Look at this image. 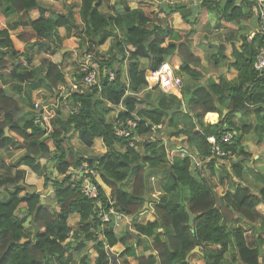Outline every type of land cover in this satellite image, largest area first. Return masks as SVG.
Segmentation results:
<instances>
[{
  "label": "trees",
  "instance_id": "trees-1",
  "mask_svg": "<svg viewBox=\"0 0 264 264\" xmlns=\"http://www.w3.org/2000/svg\"><path fill=\"white\" fill-rule=\"evenodd\" d=\"M103 2L105 0H82L80 48L96 52V47L113 36L111 56L96 55L101 71L111 69L115 78L105 76L99 85L71 92L68 98L75 108L66 119L62 118L60 110L46 107L40 112H30V118L19 119V125L11 127L23 138L25 152L9 165L0 163L4 170L0 175V188L4 187L0 189V264H112L107 248L113 249L118 244L125 247L121 254L113 252L121 264H132L129 258L135 259L136 264H194L191 258L194 256L196 264H264V215L259 211L264 204V173L254 172L262 181L258 194L246 192L240 195L239 187L233 194L220 195L216 189L218 185L213 181L216 159H208L210 172L203 176L202 168L193 167L192 158L181 157L178 152L171 154L176 145L170 140L185 135L186 143L205 159L211 156L207 137L230 130L234 132V139L231 144H223V148L230 155H251L244 149L243 140L255 128L262 129L264 124V75L254 67L264 34L256 33L250 39V31L242 29H245L244 21L253 16L255 1L200 0L203 8L217 13L216 26L224 29L229 40L240 42L238 47L233 44L232 60L227 58L223 45L218 54L211 55L215 65L221 57L227 58L229 70L238 71L236 80L223 76L220 82L208 80L206 83L201 82L203 72L194 68L201 67L202 61L192 50L191 34L173 24L174 14L179 12L185 23L194 25L198 20L195 7L186 3H164L156 9L154 0H138L134 9L128 5L124 8L113 6V12L106 14L100 10ZM37 8L38 0H0V13L4 16L21 13L20 25L32 28L31 36H35L38 43L51 40L60 27L80 28L73 7L66 13L53 11L50 16L41 9V16L32 19L30 11ZM161 13L165 14L162 18ZM117 28L123 37L116 33ZM164 43L168 46H163ZM45 45L51 48L49 44ZM4 47L16 54L9 29L0 30V50ZM118 54L122 56L121 60ZM175 54L182 59L179 66L184 77L182 98L163 91L152 98L151 89L158 87L150 88L149 70L158 68ZM141 58L151 59L150 67L140 66ZM125 61L128 82L122 79L121 64ZM8 63L0 57V69ZM42 69L45 74L36 81L30 71H14L13 76L20 81H33V88L46 89L64 99L58 92L59 85L66 82L61 66L49 61ZM85 75L86 72L81 73L78 80ZM148 88L145 96L137 95ZM139 103L151 107L139 110L136 108ZM121 104L125 110L118 113L117 120L133 113L140 117L137 133L145 138L138 147L130 146L127 139L117 136L115 124L107 121L108 113ZM249 105L257 106L259 120L255 125L243 123L237 126L233 118ZM11 108L21 109L12 96L0 90V115L7 113L4 120L0 119V150L16 143L12 136L5 135V128L15 121V113L8 111ZM208 112H218L220 121L206 124L204 116ZM76 132L86 146L92 147L95 138L100 137L107 148L103 156H97L89 163L111 189L109 200L106 190L100 186L103 204L109 206L112 201L117 209L134 218L133 230H128L122 238L116 235L112 223L102 228L96 201L82 192L81 173H69L86 161L70 143ZM49 138L55 145L52 159L63 176L61 178H52L48 167L40 162V158L52 153L46 143ZM21 166L29 167L44 179L43 190L26 189L34 185L26 182L27 172ZM244 167V163L235 162L231 171L224 169L219 176V185L226 189L232 181L236 183L234 177L243 181ZM147 168L155 169L148 173L146 183ZM194 170L199 176H195ZM155 174L160 176V195L153 206L155 218L139 222V215L151 210L154 189L150 178L156 177ZM239 184L245 185L244 182ZM50 186L55 200L42 204L41 197ZM230 196L238 197L237 204L226 202V197ZM218 198L239 216L229 220L218 204ZM187 207L195 215L192 225ZM73 214L79 216L77 226L69 224ZM27 221L31 225L29 228L25 226ZM34 225L39 227L35 240L32 239ZM248 230L251 233L248 234ZM23 238L29 241L22 243ZM196 247L200 250L191 254ZM92 250L97 252L94 261L91 260Z\"/></svg>",
  "mask_w": 264,
  "mask_h": 264
},
{
  "label": "crops",
  "instance_id": "crops-1",
  "mask_svg": "<svg viewBox=\"0 0 264 264\" xmlns=\"http://www.w3.org/2000/svg\"><path fill=\"white\" fill-rule=\"evenodd\" d=\"M154 1L156 3V7H155L156 9H158V6H160V4L169 3V0H154ZM253 1H255L254 3L255 5H253L252 7L253 16H251L249 19L244 21L243 25H245V29H242L243 31L249 30L250 33L257 29L256 7L258 5L259 0H253ZM38 2H39V8L30 11V17L32 19H37L41 16V9L45 10L46 16H50L52 15L53 11L59 13L62 12L66 13L71 9V7H73L74 17L76 19L77 24L80 25V28L79 30H76L75 28H72L70 30L66 27H60L56 32V35L51 40L50 39L41 40V42L43 43L42 44V43H38V39L35 36L34 37L31 36L33 34L32 28L23 27L22 25H20L21 15H22L21 13H14L9 16H4L0 13V30L9 29L10 37L14 44V50L16 51L15 54L12 52L10 48L8 49L6 47L2 48L3 49L2 51L0 50V57L4 58L9 62L6 67L0 69V90L5 91L8 95L12 96L17 101L21 109L25 110L24 114L20 118H18V121L19 119L22 118L23 120L30 118L31 114L29 113L33 112V110L36 109V108L32 109V106L35 104V102H40L41 105H44V107L40 106L39 110L46 108V106L48 105L49 108H55L57 110H60L62 118L64 119L68 118L70 113L75 108L72 102L68 98L71 92H74V90H72V84L74 81L78 80V76L81 73L86 72L84 58L87 51L81 50L80 48L81 43L79 36V32L83 24V21L81 19L82 0H38ZM137 4H138V0H117V1L105 0V2H103V4L101 5L100 10L103 13L110 14L111 12H113V8H112L113 6H115L116 8H124L125 6L128 5L132 7V9H134L137 7ZM186 4H188V6L195 7L198 13L197 22L194 25H189L183 21L182 15L179 12H177L174 14L173 24L175 28L183 29L187 31V33L191 34L190 37H191L192 50L197 56L201 58L202 61L201 67L194 66L195 69L202 71L204 74V77L202 78L201 82L206 83L208 82V80L220 82L219 80H221V77L223 76H226L230 80H236L238 71L234 68L229 70L228 61L232 60L231 55L233 53V44L236 47H238L240 45V42L236 40H229L224 29L216 26L217 25L216 12L209 11L208 9L203 8L200 5V1L196 4L195 3H186ZM160 15L161 18L165 16L164 13H161ZM239 32H241V30ZM116 33L120 34L121 37H123L121 31L118 28L116 29ZM113 40L114 37L110 36L103 44L96 47L95 50L96 54H98L99 57L102 58L105 56H111L110 51L114 44ZM45 43L49 44L51 48L50 49L47 48ZM221 45L225 47L226 55L229 60H227V58L221 57L218 65H215V61L213 60L211 55L218 54V52H220ZM163 46L167 47L168 43H164ZM51 49H55V51H52ZM112 56L114 57V53H112ZM117 57L119 58V60L122 59V56L120 54H118ZM49 61L59 64L64 71L66 82L61 83L58 89V92L64 97V99L58 97L57 93L55 94L50 93L46 89L33 88L32 87L33 81L30 80L20 81L13 76L14 71H18V70L20 72L30 71L33 72L35 76L34 80L35 81L39 80L45 74V71L42 69V66L44 68V66ZM167 62L173 64L174 66H177V70H179V66L182 62V59L178 54H175L173 56H169V61ZM138 63L142 67H150L151 59L141 58L138 61ZM121 65L123 68L122 79L125 82H128L127 62L125 61ZM176 75L181 76L184 79L182 74H176ZM197 82L199 81H196L195 83ZM157 87L158 88L151 89L152 98H155L157 94L161 92V90L164 91L163 88H159L158 85ZM147 90H149V88L140 91L137 95L140 97L145 96L147 94L146 93ZM169 92L171 94L178 96L179 98H182L183 87L181 90L174 89ZM123 104H121L120 107L117 106L114 107V109L110 113H108L107 115L108 123L116 122L118 118V113L120 111L125 110L124 108L125 106ZM149 107H151V105L148 106V104L139 103L136 108L140 110L141 108L146 109ZM255 107L257 106L249 105L248 108L240 112V115L236 114L237 117L233 118V121L236 123V125L241 126L243 123L255 125L259 120V116L257 114L258 111L255 109ZM6 114L7 113L0 115V119L4 120L6 118ZM15 120H17L16 115H15ZM219 121H220V115L218 112H208L204 116V122L206 124H216ZM263 125L264 124L262 123L261 125L262 129L260 130L264 129ZM260 130L259 131L253 130L251 133L247 134L243 140L244 149L249 154H251L248 155V157L238 156L237 154H234L228 156V158H215L216 173L213 178V181L216 182V184L218 185L216 189L220 195L225 196L228 193L233 194L238 190L239 187H241V190L239 191L240 195L246 192H250L253 194L259 193V188L262 185V181L258 180L255 177L254 172L259 171L264 173V130L263 131ZM162 133H163L162 135H165L164 132ZM8 136H12V138L16 143L13 144L12 142L8 148L0 150V163H5L7 165L11 164L13 160H17L25 152V148L23 147L24 140L21 136H19V134H17L12 128H10ZM170 140L173 141L174 144L176 145V148L174 149L184 148V150H187L192 153L197 152L195 148L191 147L192 149H190V146L186 143L185 135H181L180 137H171ZM80 142L83 145H81ZM46 143H48V145L50 146L52 153L40 158V162L48 167V171L49 170L55 171L56 162L55 160L52 159V156L54 155V151H55V145L51 138L47 139ZM70 143L73 145V148L78 151V155L80 157H85L86 159V161L84 160L85 164H90L89 163L90 160H96L95 157L103 156L107 151V148L105 147L103 140L100 137L95 138L94 145L92 147H88L81 140L78 132L72 135L70 139ZM96 144L100 146L99 149L95 147ZM235 162L236 163L242 162L245 165L244 175L242 176L243 181L241 179H237V178L235 179L234 177V181H236V183H233L232 181V183L226 189H224L222 186L219 185L220 173L224 169L230 170L231 166L235 164ZM51 163L53 164V167H50ZM204 164L205 165L202 168V175L208 176L210 170L208 168L206 161ZM21 168L26 170L27 172L26 182L28 184L34 185V187L32 188H34L35 190L44 189V179L42 177L38 176L32 169H30L27 166H21ZM3 173L4 170L0 168V175ZM61 177L63 176L61 175ZM240 182H244L245 185L241 186L239 184ZM101 184L102 187L106 190L107 194H111V189L108 186H106L102 182V180H101ZM153 189L155 191L153 193L154 196L160 195L159 189L156 186L155 182L153 184ZM11 190H14V188H11ZM45 192L46 193L43 195L45 197V201L49 203L54 202L55 199H54V195L52 196L53 193L52 186L46 189ZM23 194L24 191L22 192V195ZM154 201L155 200L152 199V202ZM226 202L231 204L234 203L237 204L238 197H231V196L226 197ZM259 211L264 215V204H262L259 207ZM147 212L142 213L145 214L144 219L154 220L155 217L153 215L154 213L153 206L151 207V210ZM234 214L236 216H239L237 212L236 213L234 212ZM74 216L77 217L76 220L78 221L76 222L77 223L79 222L78 214H74L73 216L70 217L69 224H70V220ZM25 226L27 228L30 227L28 221L25 223ZM124 226L125 229L130 228L127 225ZM117 231L118 229H116V232ZM120 245L122 246V244ZM115 251L113 252L116 255L121 254L123 248L122 249L116 248ZM94 252L95 254H93V256L91 254L93 261L97 256V252L96 251ZM228 256L231 258V254H228ZM129 260L132 261L131 262L132 264L137 263V261L133 258H129ZM261 260L262 258H260V261Z\"/></svg>",
  "mask_w": 264,
  "mask_h": 264
},
{
  "label": "built area",
  "instance_id": "built-area-1",
  "mask_svg": "<svg viewBox=\"0 0 264 264\" xmlns=\"http://www.w3.org/2000/svg\"><path fill=\"white\" fill-rule=\"evenodd\" d=\"M200 0H169V3L172 5L180 4V3H198ZM256 18H257V29L251 32L250 38H253L256 33L264 34V0H259L258 5L256 7ZM85 66H86V75L82 80H76L72 84V90L74 91H83L87 90L95 85H99L101 79L105 76L110 79L115 78V72L111 69H107L105 71H101L100 66L97 62L96 52L90 51L85 54ZM175 67L173 64L169 62L162 63L158 68L150 70V76L152 79V86L162 85L165 87V82H170L172 87L176 88V90H181L183 87V80L181 77L177 76L174 73ZM254 67L257 71H259L262 75H264V41L263 44L259 47L258 55L256 57V61L254 63ZM164 91H171L174 89H164ZM41 105L40 102H35L34 107L39 109ZM48 107V105L46 106ZM140 117L133 113L132 116L126 117L123 119H118L115 122L114 130L115 134L119 137L127 139L130 146L138 147V143L144 140L145 136L137 133V129L139 127ZM234 139V132L230 130H225L221 132L219 135L213 134L207 137L208 142L211 144V156L209 158H201L198 155V152L192 153L184 148L173 149L171 154H175L178 152L181 157H190L193 161V167L195 168H203L205 165V161L212 157L217 158H225L230 155V152L223 148V144H231ZM166 137L164 141L166 142ZM74 172H80L83 175L82 181V192L90 199H94L96 201V205H98V217L101 220L102 228L112 223L114 225L115 230L121 228L124 225H127L132 228V224L134 222V218L127 215L125 212L117 209L112 201H110L111 205H104L101 196V183H100V175L98 170L90 166L89 164H82L76 170H70ZM151 181L154 183L156 181V177L152 176ZM105 190V189H104ZM107 193V192H106ZM160 194V192H159ZM110 194H108L109 200ZM156 199L154 202L151 201L150 206H154V204L158 201L159 195H155ZM151 206V207H152ZM125 227V226H124ZM73 235V232L71 233ZM70 235V236H71ZM112 250V249H111Z\"/></svg>",
  "mask_w": 264,
  "mask_h": 264
},
{
  "label": "water",
  "instance_id": "water-1",
  "mask_svg": "<svg viewBox=\"0 0 264 264\" xmlns=\"http://www.w3.org/2000/svg\"><path fill=\"white\" fill-rule=\"evenodd\" d=\"M8 111H12V112H14L15 115H16L17 120H15V121L13 122L12 125H9V126H7V127L5 128V135H6V136L9 135V131H10V128H11L12 126H17V125H19L18 118H20V117L24 114V112H25V110H23V109L17 111L15 108H11V109L8 110ZM33 111H34V112H40L41 109H40V110H39V109H34ZM237 114L240 115V112H237ZM153 169H155V168H147V169H146L145 174H144V176H145V182H146V183H147V175H148L149 172L153 171ZM26 188H28V189L31 190V191H35V189L32 188V187H26ZM0 189L3 190L4 187H1ZM41 200H42V204L46 203V201H45V197H44V196L41 197ZM217 202H218V204L220 205V207H222V210H223V212L225 213L226 217H227L229 220L234 219V217H235L234 212H233V211H232L227 205H225V204H224L219 198L217 199ZM23 209H25V208H23ZM187 211H188V213H189V224L192 225V224H193V221L195 220V215L192 214V213L190 212V210H189L188 207H187ZM33 224H35V223L33 222ZM34 226H35V232H34V235H33V237H32L33 240L36 239V237H37L36 235L38 234V231H39V227H38L37 225H34ZM128 227H129V226H128ZM128 230H130V228H128ZM26 241H29V239H28V238H23V239L21 240L22 243H24V242H26ZM107 250H108V254H109L110 258H111L112 264H121L120 261L117 260L118 257L112 252V250L109 249V248H107ZM199 250H200V248H199V247H196L195 249H193V250L191 251V254H192V253H195V252H198ZM191 254H190V255H191ZM188 257H189V256H188Z\"/></svg>",
  "mask_w": 264,
  "mask_h": 264
},
{
  "label": "rangeland",
  "instance_id": "rangeland-1",
  "mask_svg": "<svg viewBox=\"0 0 264 264\" xmlns=\"http://www.w3.org/2000/svg\"><path fill=\"white\" fill-rule=\"evenodd\" d=\"M258 33V32H257ZM262 34V33H261ZM175 72V74H182L181 73V71H179V70H177V69H175L174 70ZM183 75V74H182ZM179 77H181V76H179ZM182 78V77H181ZM182 80H183V78H182ZM165 87H163L162 85H158L159 86V88H164V89H176V88H174V87H172V85H171V83L170 82H165ZM162 91V90H161ZM163 92H165V93H168V94H171L169 91H163ZM175 92V91H174ZM147 93V92H146ZM258 129H256L255 128V131H257ZM154 135V134H153ZM152 136V135H151ZM80 144L81 145H83L81 142H80ZM73 146V145H72ZM168 147H170V144L168 143V145H167ZM95 147L97 148V149H99L100 148V146L98 145V144H96L95 145ZM106 147V146H105ZM189 149V148H188ZM190 149H192L191 147H190ZM212 158H217V157H212ZM50 167H53V164L51 163L50 164ZM227 170H229V169H227ZM54 172V173H53ZM48 173L50 174V176L52 177V178H56V177H61V175L60 174H58V172L55 170H49L48 171ZM194 174H195V176H199V174H198V171L197 170H194V172H193ZM55 174V175H54ZM157 174H159V173H157ZM157 174H155V176H156V181H155V183H156V186L158 187V182H159V180H160V176L159 175H157ZM99 179H100V183H101V177H99ZM102 185V184H101ZM128 186H131V184H129ZM152 186H153V182H152ZM155 191H153L152 193H151V196H152V199L153 200H155L156 199V197L153 195V193H154ZM52 196H53V193H52ZM52 198V197H51ZM50 198V199H51ZM145 212H147V211H145ZM144 213V212H143ZM148 213V212H147ZM74 215V214H73ZM72 215V216H73ZM236 217H238V216H236L235 215V217L234 218H236ZM145 218V214H141V215H139V217L137 218V220L139 221V222H147V221H149V220H145L144 219ZM77 219V217H73L71 220H70V225H72V226H77V222L76 221H78V220H76ZM236 224V223H235ZM238 224V223H237ZM236 224V225H237ZM29 225H30V223H29ZM30 227H31V225H30ZM118 229V228H117ZM128 229V228H127ZM127 229H125V227L124 226H122V228H119L118 229V231H117V234L116 235H118V237L119 238H122V237H124L125 235H126V233H127ZM250 230H248V231H246L248 234L249 233H251V232H249ZM116 248H119V249H122L123 248V250L125 249L124 247H123V245L121 246L120 244L118 245V246H116V247H114L113 249H112V251H115L116 250ZM116 252V251H115ZM91 254H92V256H93V254H95V252L94 251H91ZM191 258H193V263L194 264H196L197 263V258H196V256H194V257H191ZM92 260V259H91ZM132 262V261H131Z\"/></svg>",
  "mask_w": 264,
  "mask_h": 264
},
{
  "label": "clouds",
  "instance_id": "clouds-1",
  "mask_svg": "<svg viewBox=\"0 0 264 264\" xmlns=\"http://www.w3.org/2000/svg\"><path fill=\"white\" fill-rule=\"evenodd\" d=\"M250 35H251V33H250ZM249 38H250V36H249ZM250 39H251V38H250ZM150 70H151V69H150ZM150 70H149V71H150ZM183 83H184V82H183ZM116 121H117V120H116ZM114 124H115V123H114ZM206 163H207V161H206ZM83 164H84V163H83ZM89 165H90V164H89ZM90 166H92V165H90ZM72 172H74V171H71V172L69 171V173H72ZM81 176H83V175L81 174ZM150 181H151V178H150ZM130 230H132V229H130ZM112 252H113V251H112Z\"/></svg>",
  "mask_w": 264,
  "mask_h": 264
}]
</instances>
